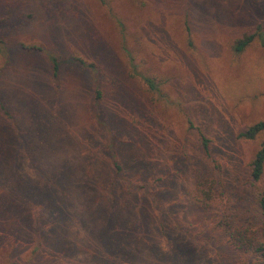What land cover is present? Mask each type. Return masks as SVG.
Returning a JSON list of instances; mask_svg holds the SVG:
<instances>
[{
    "label": "rangeland",
    "instance_id": "rangeland-1",
    "mask_svg": "<svg viewBox=\"0 0 264 264\" xmlns=\"http://www.w3.org/2000/svg\"><path fill=\"white\" fill-rule=\"evenodd\" d=\"M262 119L264 0H0V264H257L192 194L257 216Z\"/></svg>",
    "mask_w": 264,
    "mask_h": 264
},
{
    "label": "trees",
    "instance_id": "trees-1",
    "mask_svg": "<svg viewBox=\"0 0 264 264\" xmlns=\"http://www.w3.org/2000/svg\"><path fill=\"white\" fill-rule=\"evenodd\" d=\"M98 1L103 4V0ZM253 37L254 35H248L238 40L234 49L238 53L243 51L253 40ZM56 71L57 64L52 60V76H56ZM142 80L150 90L153 89L151 80L148 78H142ZM258 135H262V140L249 166V177L252 181H257L260 178L264 164V119L246 127L237 134L238 138L244 140H253ZM199 145L204 159L212 164L213 160L207 147V140L200 136ZM113 166L119 172V167L115 162H113ZM215 198L224 202V213L222 217L225 223L224 228L227 235V242L237 250L247 254L249 258L254 259L257 264H264V189L254 200L257 216L252 219H257L256 223H253L254 220L250 217L242 219L241 216L233 213L232 200H230L220 181L216 178H211L210 180L203 179L201 182L195 184L192 199L199 208L205 210L211 208ZM114 200L115 196L112 194L109 200L111 208H113Z\"/></svg>",
    "mask_w": 264,
    "mask_h": 264
}]
</instances>
